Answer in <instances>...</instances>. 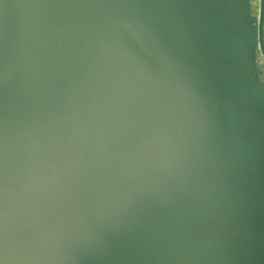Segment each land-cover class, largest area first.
<instances>
[{
	"label": "water",
	"instance_id": "water-1",
	"mask_svg": "<svg viewBox=\"0 0 264 264\" xmlns=\"http://www.w3.org/2000/svg\"><path fill=\"white\" fill-rule=\"evenodd\" d=\"M0 0V264L264 263V0ZM256 32V33H255Z\"/></svg>",
	"mask_w": 264,
	"mask_h": 264
},
{
	"label": "crops",
	"instance_id": "crops-1",
	"mask_svg": "<svg viewBox=\"0 0 264 264\" xmlns=\"http://www.w3.org/2000/svg\"><path fill=\"white\" fill-rule=\"evenodd\" d=\"M240 3L244 13L243 22L252 23L254 25L257 21L259 0H240ZM259 60L264 61L258 48L257 36L255 34L251 35L250 39L247 41L246 50L244 52V71L242 73V77L248 82V86L245 90L241 116L247 123H251L255 115L264 114V76L256 72V67H259Z\"/></svg>",
	"mask_w": 264,
	"mask_h": 264
},
{
	"label": "rangeland",
	"instance_id": "rangeland-1",
	"mask_svg": "<svg viewBox=\"0 0 264 264\" xmlns=\"http://www.w3.org/2000/svg\"><path fill=\"white\" fill-rule=\"evenodd\" d=\"M256 72H259L260 75L264 76V73H263L264 72V61L259 60V67L258 66L256 67Z\"/></svg>",
	"mask_w": 264,
	"mask_h": 264
}]
</instances>
